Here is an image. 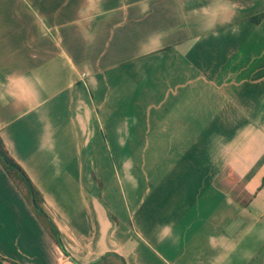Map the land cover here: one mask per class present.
I'll return each mask as SVG.
<instances>
[{"label":"crops","instance_id":"0c3cea01","mask_svg":"<svg viewBox=\"0 0 264 264\" xmlns=\"http://www.w3.org/2000/svg\"><path fill=\"white\" fill-rule=\"evenodd\" d=\"M0 137V264H264V0H0Z\"/></svg>","mask_w":264,"mask_h":264},{"label":"trees","instance_id":"16d2710c","mask_svg":"<svg viewBox=\"0 0 264 264\" xmlns=\"http://www.w3.org/2000/svg\"><path fill=\"white\" fill-rule=\"evenodd\" d=\"M258 20V19H254ZM0 165L9 177V179L13 182L15 187L18 189L22 197L25 199L26 203L29 205L31 210L34 212L37 220L46 231V233L51 237V239L55 242L61 252L71 259L73 262L77 263V261L70 255V253L65 249L63 242L61 240L60 231L53 221L52 217L46 210L44 206V200L30 180L27 173L24 169L19 165V163L11 156L8 152L2 138L0 137ZM0 258H3L0 255ZM16 264V263H13ZM89 264H126L122 256L115 252H106L102 254L97 260L89 263Z\"/></svg>","mask_w":264,"mask_h":264},{"label":"rangeland","instance_id":"374dc122","mask_svg":"<svg viewBox=\"0 0 264 264\" xmlns=\"http://www.w3.org/2000/svg\"><path fill=\"white\" fill-rule=\"evenodd\" d=\"M125 138H126L125 132H123V133H121L119 135H113L112 134L111 136H108V139H109V142H108V148H109L108 154L110 155L109 158L113 159V161H114V165H115L114 169L115 170L116 169L117 170L121 169L119 167H116L118 160L125 159V158H130V154H133V155L136 154L135 151L122 150L121 146H122L123 140ZM98 154H99V158L97 159L98 161H100L101 158H104V154L108 157V154L105 151H99ZM95 160H96V157H95ZM97 172H98L99 175H105V176L110 175L109 167H108V170H107V168H103V170H101V168L98 167L97 168ZM111 176H112V174H111ZM151 189L154 190V187L151 188ZM113 196H114V194L111 195L110 198L112 199Z\"/></svg>","mask_w":264,"mask_h":264}]
</instances>
